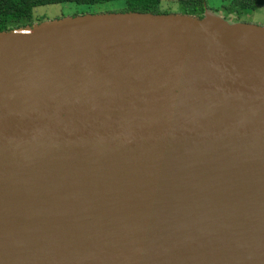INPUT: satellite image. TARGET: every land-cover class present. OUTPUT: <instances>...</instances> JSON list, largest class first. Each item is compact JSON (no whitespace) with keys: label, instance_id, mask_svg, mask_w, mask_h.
<instances>
[{"label":"water","instance_id":"1","mask_svg":"<svg viewBox=\"0 0 264 264\" xmlns=\"http://www.w3.org/2000/svg\"><path fill=\"white\" fill-rule=\"evenodd\" d=\"M0 264H264V26L1 31Z\"/></svg>","mask_w":264,"mask_h":264},{"label":"trees","instance_id":"2","mask_svg":"<svg viewBox=\"0 0 264 264\" xmlns=\"http://www.w3.org/2000/svg\"><path fill=\"white\" fill-rule=\"evenodd\" d=\"M113 0H0V32L29 26L35 22L44 21L42 15L32 14L36 6L59 2H72L76 5L90 6L97 3ZM116 1V0H115ZM121 8L118 12H139L154 14H183L202 18L208 10L217 11L216 8H208L206 0H118ZM263 0H224L220 4L224 15H234L253 11ZM92 14L96 12L73 13L74 15ZM62 17V16H61ZM55 17V18H61ZM246 23V22H243Z\"/></svg>","mask_w":264,"mask_h":264},{"label":"rangeland","instance_id":"3","mask_svg":"<svg viewBox=\"0 0 264 264\" xmlns=\"http://www.w3.org/2000/svg\"><path fill=\"white\" fill-rule=\"evenodd\" d=\"M208 8H216L217 11L213 12L208 10L209 14L215 15L222 20H224L227 24H235V23H253L257 25L264 26V0L261 4H258L253 11L246 12L241 14L239 17H235L234 15H224L221 11L220 4L224 2V0H206ZM121 1L113 0L102 3L93 4L90 6L84 5H76L72 2H59L53 4H45L36 6L32 10V14L42 15L44 17V21H50L53 19H57L55 17H69L73 13H81V12H96V13H105V12H114L119 11L121 8ZM61 17V18H62ZM39 22H35L34 24H38Z\"/></svg>","mask_w":264,"mask_h":264},{"label":"bare ground","instance_id":"4","mask_svg":"<svg viewBox=\"0 0 264 264\" xmlns=\"http://www.w3.org/2000/svg\"><path fill=\"white\" fill-rule=\"evenodd\" d=\"M252 32H258V31H255V30H251Z\"/></svg>","mask_w":264,"mask_h":264}]
</instances>
